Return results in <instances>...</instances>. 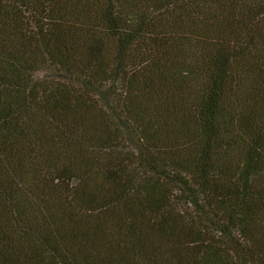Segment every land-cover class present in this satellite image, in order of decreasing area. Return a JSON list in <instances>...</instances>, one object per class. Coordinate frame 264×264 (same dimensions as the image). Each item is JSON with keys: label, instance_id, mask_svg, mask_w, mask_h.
Returning a JSON list of instances; mask_svg holds the SVG:
<instances>
[{"label": "trees", "instance_id": "1", "mask_svg": "<svg viewBox=\"0 0 264 264\" xmlns=\"http://www.w3.org/2000/svg\"><path fill=\"white\" fill-rule=\"evenodd\" d=\"M0 264H264V0H0Z\"/></svg>", "mask_w": 264, "mask_h": 264}]
</instances>
